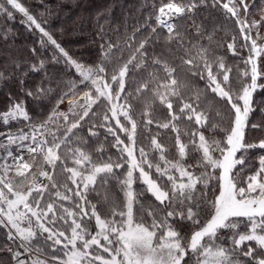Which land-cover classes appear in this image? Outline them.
Masks as SVG:
<instances>
[{
	"label": "snow or ice",
	"instance_id": "6c2138e0",
	"mask_svg": "<svg viewBox=\"0 0 264 264\" xmlns=\"http://www.w3.org/2000/svg\"><path fill=\"white\" fill-rule=\"evenodd\" d=\"M140 12L123 30L98 13L85 62L49 30L51 7L38 18L0 0V15L39 34L30 57L0 51V82H17L0 111V264H264V138L248 139L264 134V0ZM30 73H42L34 89Z\"/></svg>",
	"mask_w": 264,
	"mask_h": 264
},
{
	"label": "trees",
	"instance_id": "16d2710c",
	"mask_svg": "<svg viewBox=\"0 0 264 264\" xmlns=\"http://www.w3.org/2000/svg\"><path fill=\"white\" fill-rule=\"evenodd\" d=\"M26 6L30 7V11L37 15L45 11V5L51 7L52 15L43 16V19L49 21V30L54 33L57 40L62 42V46L70 50L74 56L81 58L85 62H90L95 54L96 45L93 42L95 39V34L93 32L94 18L98 13L103 14L100 23L105 22V17L111 18L112 27L121 26L123 30V23L125 19L129 17H138L141 15V6L151 0H24ZM256 5L261 4V0H255ZM59 5V7H57ZM148 9H144V14H147ZM214 15H219L214 13ZM250 15L252 18L259 19V14L256 9H250ZM83 19L85 21L84 25H80V21ZM22 16L20 14L16 15L15 20H6L2 15H0V27L11 28L14 37L8 39L7 41L0 40V51H7L9 45H14L19 49V55L21 58L30 57L29 48L37 47L39 34L29 32L24 24L21 23ZM129 23H134L133 20H129ZM64 28L65 31L61 34L58 29ZM230 27L235 30V25H230ZM131 31V29H129ZM261 34L264 35V28H261ZM218 37L223 36V33H218ZM230 39V36H229ZM239 41V37H237ZM227 42V41H225ZM42 55L46 59H50V52H43ZM14 55L16 53H13ZM242 55H247L246 52H242ZM229 61L233 63L239 62V57H229ZM5 63L2 56H0V67ZM47 71L50 76L55 75L58 78L69 79L71 73L63 66L49 64ZM42 73H30L27 79L28 87L35 88V86L41 81ZM7 82H0V111H3L8 106V99L6 97V92L12 91L16 94L17 82L13 81L11 84H4ZM256 100L264 99V91H258L255 94ZM62 107V105H61ZM28 108L30 114L34 117L38 114V108L34 101L28 99ZM50 110V106H44L45 115ZM260 116L259 109L253 113L252 119L256 120ZM23 121L19 123H11L9 127L14 131L18 127H22ZM5 127L0 124V131H4ZM27 130V129H25ZM259 138H264V134L256 132H249V141H255ZM167 143V141H165ZM15 151V148L12 149Z\"/></svg>",
	"mask_w": 264,
	"mask_h": 264
},
{
	"label": "rangeland",
	"instance_id": "374dc122",
	"mask_svg": "<svg viewBox=\"0 0 264 264\" xmlns=\"http://www.w3.org/2000/svg\"><path fill=\"white\" fill-rule=\"evenodd\" d=\"M62 107H64V106L62 105Z\"/></svg>",
	"mask_w": 264,
	"mask_h": 264
}]
</instances>
